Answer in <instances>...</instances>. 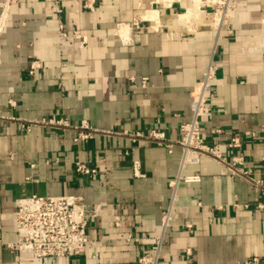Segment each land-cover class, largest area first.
<instances>
[{
	"label": "crops",
	"instance_id": "1",
	"mask_svg": "<svg viewBox=\"0 0 264 264\" xmlns=\"http://www.w3.org/2000/svg\"><path fill=\"white\" fill-rule=\"evenodd\" d=\"M58 1L59 12L55 0H0V264H138L155 254L178 175L199 181L178 183L157 264L264 260V0H229L221 25L224 14L217 24L203 0H93V11L83 7L90 0ZM197 3L195 19L179 20ZM210 60L218 72L205 142L228 163L241 157L237 166L261 187L207 158L180 168L177 144L168 152L123 135L159 130L176 142ZM33 61L40 67L29 74ZM48 120L70 127H21ZM82 122L98 133L78 139ZM245 132L256 136L227 147ZM77 163L98 175L78 174ZM31 194L106 204L88 229L93 246L63 258L10 249L18 240L15 200Z\"/></svg>",
	"mask_w": 264,
	"mask_h": 264
},
{
	"label": "built area",
	"instance_id": "2",
	"mask_svg": "<svg viewBox=\"0 0 264 264\" xmlns=\"http://www.w3.org/2000/svg\"><path fill=\"white\" fill-rule=\"evenodd\" d=\"M15 2L17 0H5V3L8 5L14 4ZM58 2V0H55V3H57V12L60 11ZM203 3L206 6H213L216 4V0H205ZM228 6L229 0H222L211 12L212 17L213 15L224 14L219 25L226 21ZM83 7L93 11L95 8L94 1H86ZM134 24L137 25L135 22ZM61 34L62 36H66L62 32ZM39 67L37 62H30L29 74H33ZM217 72L218 67L210 60L202 73L201 80L191 89V118L180 124V137L176 142L170 141L165 133L159 130H149L147 133L139 131L133 133L124 132L123 135L133 140L143 139L158 145H163L167 148L168 152H172L174 144H177L182 152L180 168H183L186 164H198L201 158H207L225 164L232 175L249 179L257 187H261V181L254 180L250 170H244L240 166H237L241 164V157H233L232 162L228 163L217 145H209L205 142L202 120L212 115L211 99L213 97L214 81L217 78ZM146 80L147 78L142 79L143 84H145ZM10 105L14 106L15 104L11 101ZM34 125L61 128L70 127L69 124L62 120H48L42 123L27 125L22 124L21 127L26 132H29ZM74 129L78 131L77 138L81 140L91 138L94 134L98 133L97 130L88 127L86 122H82L80 126ZM216 132L219 133L220 130ZM255 136V132L234 135L227 142V147L232 150L239 149L245 137ZM261 162L262 167H264V158H262ZM76 172L93 177L98 175L97 170L83 163L76 164ZM180 181L197 182L199 181V177L197 175L187 177L178 175L177 178L169 183L171 198L168 207L162 212V232L154 238L156 243L155 254L154 256L142 255L138 259V264H157L164 233L171 224L172 211L177 200V186ZM105 207L106 204L90 206L82 195H24L15 200L14 215L18 240L16 244L9 245L8 247L12 250H17L18 254L23 258H63L79 256L89 245L93 246L94 242L89 239L88 229L100 219ZM259 207L264 206L261 204ZM115 219L116 225H118L119 218L116 217ZM184 226L191 232V224L185 223ZM126 240L138 241V238L129 235ZM187 253L189 254V251ZM236 264H264V260L254 256Z\"/></svg>",
	"mask_w": 264,
	"mask_h": 264
},
{
	"label": "bare ground",
	"instance_id": "3",
	"mask_svg": "<svg viewBox=\"0 0 264 264\" xmlns=\"http://www.w3.org/2000/svg\"><path fill=\"white\" fill-rule=\"evenodd\" d=\"M197 1H198V0H197ZM198 4H199V3H197V5H196L195 8H193V9H189L185 15H179V20H183V19L185 18V19H187V20L190 21L192 18H194V17L196 16V14H198V13H197V12H198V11H197ZM222 16H223V14H222V15H220V14L215 15V18H214L213 20H214L217 24H219L218 21L221 20ZM194 19H195V18H194ZM183 21H184V20H183ZM187 22H188V21H187Z\"/></svg>",
	"mask_w": 264,
	"mask_h": 264
},
{
	"label": "rangeland",
	"instance_id": "4",
	"mask_svg": "<svg viewBox=\"0 0 264 264\" xmlns=\"http://www.w3.org/2000/svg\"><path fill=\"white\" fill-rule=\"evenodd\" d=\"M203 2H205V0H203ZM221 2H222V0H217V5L215 4V5H213V7H215V6L217 7L218 4L221 3ZM210 6H211V5H210Z\"/></svg>",
	"mask_w": 264,
	"mask_h": 264
}]
</instances>
